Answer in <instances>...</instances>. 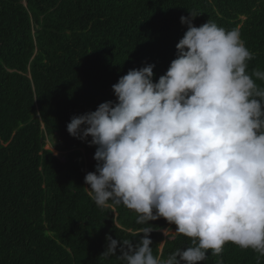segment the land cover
I'll return each instance as SVG.
<instances>
[{"label":"trees","instance_id":"1","mask_svg":"<svg viewBox=\"0 0 264 264\" xmlns=\"http://www.w3.org/2000/svg\"><path fill=\"white\" fill-rule=\"evenodd\" d=\"M189 13L195 27L209 20L237 30L253 54L248 73L264 72V0H0V264H123L101 256L105 237L136 244L149 225L88 197L96 148L66 126L114 102L112 85L129 70L155 65L154 83L164 75ZM54 137L62 159L46 149ZM149 223L154 256L191 246L165 239L162 229L174 225ZM217 261L264 264V256L228 243L201 264Z\"/></svg>","mask_w":264,"mask_h":264},{"label":"clouds","instance_id":"2","mask_svg":"<svg viewBox=\"0 0 264 264\" xmlns=\"http://www.w3.org/2000/svg\"><path fill=\"white\" fill-rule=\"evenodd\" d=\"M194 18L180 17L187 31L177 58L155 83V65L129 70L112 85L114 102L66 126L96 148L88 197L149 225L136 244L105 237L101 256L123 264H201L228 243L264 256V88L253 79L264 72L248 73L253 54L237 30L209 20L195 27ZM158 219L175 226L162 229L165 239L191 246L154 256L149 222Z\"/></svg>","mask_w":264,"mask_h":264},{"label":"rangeland","instance_id":"3","mask_svg":"<svg viewBox=\"0 0 264 264\" xmlns=\"http://www.w3.org/2000/svg\"><path fill=\"white\" fill-rule=\"evenodd\" d=\"M54 144V147H53V150H52V145ZM59 145H60V142H59V140H58V138L57 137H54V138H50V141H48V143H47V145H46V149L47 150H52L51 152L55 155V156H57V157H59L60 159H62L63 158V154L62 153H59L60 151L58 150V147H59ZM172 231H175V230H172Z\"/></svg>","mask_w":264,"mask_h":264}]
</instances>
